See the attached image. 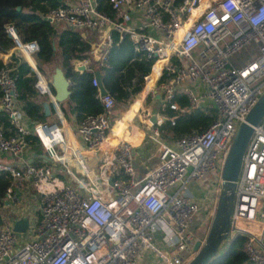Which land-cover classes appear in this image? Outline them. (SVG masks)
<instances>
[{"label":"built area","instance_id":"2783aa9c","mask_svg":"<svg viewBox=\"0 0 264 264\" xmlns=\"http://www.w3.org/2000/svg\"><path fill=\"white\" fill-rule=\"evenodd\" d=\"M109 3L113 19L97 12L95 0H74L43 18L70 31L105 34L97 63L111 43V31L120 38L126 35L136 51L154 60L149 75L158 66L153 89L160 110L182 114L200 108L205 100L217 118L200 134L166 143L158 140L156 128L166 118L157 119L151 131L156 149L139 172L126 141L107 143L112 98L99 97L102 112L76 126L77 141L69 139L58 105L33 66L37 46L19 43L6 27L14 51L34 73L35 91L48 99L59 123L28 126L12 69L3 64L0 111L13 134L5 138L0 131V155L20 160L27 137L33 135L50 165L0 163V172L11 183L29 181L37 195L33 227L14 233L13 223L2 221L0 264H135L145 250L159 264H188L196 255L188 227L207 197L196 200L190 186L212 174L217 182L210 193L219 191L221 166L236 129L264 92V0H181L175 7L173 0ZM132 9L142 13L143 25L137 29L127 25ZM250 45L256 55L240 67L232 66L231 58ZM84 64L76 63L74 69H84ZM91 86L99 96L94 78ZM177 92L186 97L188 108L172 102ZM12 187L6 200L13 196ZM237 236L245 238L241 251L247 262L264 264V117L252 128L235 184L227 240Z\"/></svg>","mask_w":264,"mask_h":264},{"label":"trees","instance_id":"16d2710c","mask_svg":"<svg viewBox=\"0 0 264 264\" xmlns=\"http://www.w3.org/2000/svg\"><path fill=\"white\" fill-rule=\"evenodd\" d=\"M180 1L173 0V7ZM95 5L97 12L108 18H114L115 11L112 10L109 0H95ZM64 6L62 1L59 3L56 0H0V54L5 55L14 49L13 40L6 32V27L12 29L19 43L34 42L37 46V51L32 56L35 69L44 74L48 69L53 67V71L58 67L69 82L70 95L67 100L70 103L69 113L78 125L86 117L99 115L102 112V105L96 89L91 86L93 75L91 72H86L87 69H92L91 66L84 67L82 71L74 69L76 63H86V61L88 64L91 63L88 43L80 37L78 31H70L64 26H58L57 29L43 18L49 10ZM110 39L111 43L96 67L101 76L100 85L106 95L112 98L115 106L129 105L142 92L146 76V86L141 94L149 90L158 72V66H154V71L149 75L154 61L152 58L136 51L126 35L120 38L118 33L111 31ZM253 54L256 55V51H253ZM11 60L15 67L12 75L15 77L20 110L31 126L49 123L47 121L55 115L47 98L41 95L34 99L31 97L35 93L33 87L35 77L30 67L22 59L16 60L12 57ZM49 90L53 94L50 87ZM42 102L48 104V117L44 115ZM172 102H175L179 109L188 108L187 99L181 93L174 94ZM58 108L66 119L62 105L58 104ZM158 111L166 120L156 128L160 138L168 142L189 134H200L217 118V113L212 107H200L182 114L170 111L168 108ZM173 117L174 119L169 121V118ZM53 120L57 122L56 117ZM0 131L5 138L13 134L12 127L1 111ZM27 142L35 154H40V146L33 135L27 137ZM39 164L35 162L31 165ZM10 185L9 176L0 172V206ZM244 241L245 238L241 236L227 240L218 256L209 264H250L241 251Z\"/></svg>","mask_w":264,"mask_h":264},{"label":"crops","instance_id":"0c3cea01","mask_svg":"<svg viewBox=\"0 0 264 264\" xmlns=\"http://www.w3.org/2000/svg\"><path fill=\"white\" fill-rule=\"evenodd\" d=\"M73 1L74 0H62V2L65 5L69 4ZM201 1H203L204 3L207 2V0H201ZM127 25L133 29H137L138 27L143 25V18H142V13L140 10L132 9L129 11V21H128ZM57 26H59V25H57ZM78 32L80 34V37L84 41H86L88 43V45L90 46L89 57H90L91 63H89L90 64L89 65L88 62L86 61V63L84 64V67L91 66L92 69H90V70L92 71V74H93V72L97 71L96 70V67H97L96 59L99 58L103 54L102 51H104L103 48H105V45L103 44L105 34L104 35H102V34L96 35L95 33L86 32V31H78ZM94 34H95V36H94ZM91 36L94 38L92 41L88 39V37H91ZM13 52H14V49L9 51L7 54H5V57H6L5 59H4L3 54H0V64L1 65L7 64L12 70H14V68H15L13 65L14 63L11 60V58L13 57V54H12ZM33 66H34V64H33ZM154 84L157 85V83L155 82V78H154L152 87L149 88V90L146 91L143 95L141 94L142 93L141 92L137 96V99L135 97V99H136L135 103L132 105L130 110H128L126 113H124L122 115V117L114 118L113 117L114 109L111 111V114L109 116L111 128H110V131H109V134L107 137V143L109 144V146H111L120 140L126 141L131 146L132 151H133L134 168L139 172H142L144 169H146V167L149 163L148 159L156 149V142H153V140L151 138V131H152L153 127H155V124L151 125L150 120H154V123H155L157 121V119H161L162 116L159 114L158 110L153 115L147 114V111H146L145 112L146 114H144V112L142 113L143 119L141 121L133 123V119H135L136 114L140 109V104L141 103L145 104V101H144L145 96H146V100H148V101L150 100V96L148 95V92L151 89L155 88L156 85L154 86ZM145 86H146V83H145ZM182 87H189V88L193 89V87L191 85H189L188 83H183ZM195 91L196 92L197 91H204V89L195 88ZM31 97L33 99L37 98L38 97L37 92L35 91V93ZM39 98L42 99V97H39ZM155 98L158 100V103H159L158 109H160V99L158 97H155ZM47 102H49L48 99H47ZM47 102H42V104L47 103ZM200 105H201V107H208L209 106L205 100H203ZM62 108L64 109L63 105H62ZM64 111H65V109H64ZM54 115L55 116L52 115L51 118L47 122L59 123V120H58L55 113H54ZM61 116H62V114H61ZM54 117H56L57 122L53 120ZM62 119H63L62 126L65 129L66 134L69 137V139L77 141L78 140V135L76 132L77 124L75 123L73 116L70 115L69 110L66 112V119H64L63 116H62ZM68 122L70 123V125ZM27 124L29 127H32L29 121H27ZM158 140L161 142H165L161 138H158ZM39 150H41V149H39ZM41 152H40V154H35L33 149H31L28 146V148L21 154L20 160L11 158L7 155H0V163L10 164L13 166H18V164L31 165L32 163H35V162L39 163L38 158H40ZM11 184L13 186L12 187L13 196L15 195V193H17L18 187L25 186V185L32 187V185L29 181L23 182L22 184H16V183H14V184L11 183ZM201 185H202L201 183H197V184H192L190 186L191 193L196 200H199L201 197L199 195V192H198V190L201 188ZM8 204H9V201L6 200V198H4L3 204L1 206L6 207V206H8ZM36 212H37V210H36ZM22 218H26V217H21L19 219H22ZM19 219H17V220H19ZM17 220H13L12 223H14ZM27 220H28V225H29V219H27ZM135 264H159V263H157V261L154 258L152 253L145 250L138 257Z\"/></svg>","mask_w":264,"mask_h":264},{"label":"water","instance_id":"95a60500","mask_svg":"<svg viewBox=\"0 0 264 264\" xmlns=\"http://www.w3.org/2000/svg\"><path fill=\"white\" fill-rule=\"evenodd\" d=\"M61 2L62 0H56ZM19 10V8H16ZM83 68H78L77 71H82ZM93 78L97 83L99 97H104L106 92L100 85V73L93 72ZM49 87L52 89V100L56 105L68 100L70 92V84L65 79L60 68L55 67L49 82ZM50 104V102H48ZM42 109L45 117L49 115L47 103H43ZM264 117V92L257 99L252 108L245 116L244 122L240 123L236 129L234 137L231 141L229 149L223 160L220 170V184L217 195L215 212L210 221L207 235L203 242L196 241L193 245V251L196 252L195 257L188 264H209V262L218 256L221 247L228 239L229 221L232 210L235 184L238 180L241 160L244 154L246 145L252 135V128L256 127ZM151 125L155 124L154 120H150ZM38 161L50 165L44 157L38 158ZM28 226L27 218H22L15 221L12 225L14 233H23Z\"/></svg>","mask_w":264,"mask_h":264},{"label":"rangeland","instance_id":"374dc122","mask_svg":"<svg viewBox=\"0 0 264 264\" xmlns=\"http://www.w3.org/2000/svg\"><path fill=\"white\" fill-rule=\"evenodd\" d=\"M55 27L57 29L59 28L58 26H55ZM88 39L92 41L94 38L91 36V37H88ZM253 51H255L253 45L245 47L242 51L235 54L231 58L230 60L231 65L235 67H238L240 65L242 66L243 64L246 63V61L251 59L250 57L255 55L253 54ZM12 54H13L14 59L16 60L20 59L17 52L14 51ZM52 68L45 71L44 74L43 73L41 74L37 71L39 75L42 78H44L47 85H48L50 76L53 72ZM145 83H146V80H144L143 89H144ZM155 85L156 84H154V86ZM143 89H142V92H143ZM155 93L156 91L154 89L148 92V95L150 96L149 101L146 100V96H145V100H144L145 104H142V103L140 104V109L137 112L135 119H133V123L141 121L143 119L142 117L143 112L144 114H146L145 112L147 111V114L149 115H153L157 112L159 103H158V100L155 98L156 97ZM136 99H134L133 102H131L129 105H126V106H115L114 105L113 117L114 118L122 117L124 113L130 110L132 105L135 103ZM62 103L61 104L63 105L65 111L67 112L70 108V103L67 100L63 101ZM163 141L165 140L163 139ZM165 142H168V141H165ZM216 182H217V177L212 174L207 176L204 179V181L200 182L202 184L201 188L198 190L199 195L201 196L200 199L204 195H206L207 198L204 202L201 203V207H200L199 212L197 213V216H194L192 218L189 224V227H188V231L189 233L192 234L193 239L199 242L204 241L207 235L210 221L212 219V216H210L211 211L213 209L215 211V208H216L218 191L216 193L214 192L210 193L213 189H215ZM8 201H9L8 206L6 207L0 206V226L2 225L3 220L12 222L13 220H17L21 217H26L27 219H29L30 227H33L36 224L37 222V212H36L37 195L31 186L25 185V186L18 187L17 193H15L14 196H11V198L8 199Z\"/></svg>","mask_w":264,"mask_h":264},{"label":"bare ground","instance_id":"6f19581e","mask_svg":"<svg viewBox=\"0 0 264 264\" xmlns=\"http://www.w3.org/2000/svg\"><path fill=\"white\" fill-rule=\"evenodd\" d=\"M151 87H152V85L149 88H151Z\"/></svg>","mask_w":264,"mask_h":264}]
</instances>
